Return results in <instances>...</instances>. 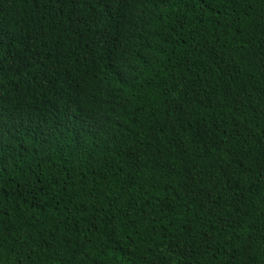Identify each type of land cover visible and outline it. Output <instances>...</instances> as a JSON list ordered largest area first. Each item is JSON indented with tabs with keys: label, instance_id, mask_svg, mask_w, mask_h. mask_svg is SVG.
Listing matches in <instances>:
<instances>
[{
	"label": "trees",
	"instance_id": "1",
	"mask_svg": "<svg viewBox=\"0 0 264 264\" xmlns=\"http://www.w3.org/2000/svg\"><path fill=\"white\" fill-rule=\"evenodd\" d=\"M0 264H264V0H0Z\"/></svg>",
	"mask_w": 264,
	"mask_h": 264
}]
</instances>
